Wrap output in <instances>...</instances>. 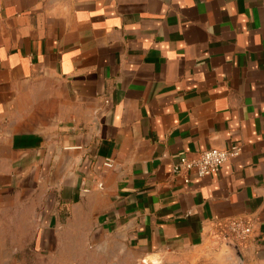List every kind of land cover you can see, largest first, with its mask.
I'll return each instance as SVG.
<instances>
[{"label": "crops", "instance_id": "1", "mask_svg": "<svg viewBox=\"0 0 264 264\" xmlns=\"http://www.w3.org/2000/svg\"><path fill=\"white\" fill-rule=\"evenodd\" d=\"M240 216L252 235L223 246ZM62 246L264 264V0H0V264Z\"/></svg>", "mask_w": 264, "mask_h": 264}, {"label": "built area", "instance_id": "2", "mask_svg": "<svg viewBox=\"0 0 264 264\" xmlns=\"http://www.w3.org/2000/svg\"><path fill=\"white\" fill-rule=\"evenodd\" d=\"M239 152L240 148L237 145H231L228 148H209L194 156H187L185 152H180L176 162L172 165L171 172L182 176L183 181L187 182L189 180L188 171L195 170L198 177L207 176L217 172L223 162L236 157ZM104 164L112 165L109 160ZM254 224L253 218L245 216L228 218L217 224V235L222 241L230 239L239 245L252 235Z\"/></svg>", "mask_w": 264, "mask_h": 264}, {"label": "rangeland", "instance_id": "3", "mask_svg": "<svg viewBox=\"0 0 264 264\" xmlns=\"http://www.w3.org/2000/svg\"><path fill=\"white\" fill-rule=\"evenodd\" d=\"M61 251L51 252L47 257L28 255L26 264H112L104 254H96L90 246H81L80 250H71L62 246ZM113 264H117L116 261Z\"/></svg>", "mask_w": 264, "mask_h": 264}, {"label": "water", "instance_id": "4", "mask_svg": "<svg viewBox=\"0 0 264 264\" xmlns=\"http://www.w3.org/2000/svg\"><path fill=\"white\" fill-rule=\"evenodd\" d=\"M222 245L235 248L236 250H238V248H239V245L230 239H224L222 241Z\"/></svg>", "mask_w": 264, "mask_h": 264}]
</instances>
